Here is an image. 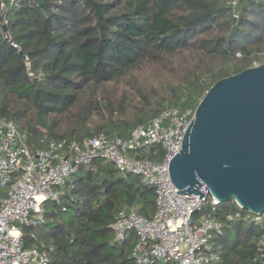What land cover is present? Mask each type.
<instances>
[{
  "label": "trees",
  "instance_id": "obj_1",
  "mask_svg": "<svg viewBox=\"0 0 264 264\" xmlns=\"http://www.w3.org/2000/svg\"><path fill=\"white\" fill-rule=\"evenodd\" d=\"M8 13L24 55L0 31V117L33 151L102 132L127 138L166 107L195 109L218 80L264 63V0H17ZM156 149L134 155L156 159ZM132 208L152 217L155 189L95 159L59 202H44L46 222L24 226L22 239L50 264H136L137 234L119 243L112 227ZM248 213L235 200L195 212L196 223L210 215L223 224L210 239L215 264H264V213Z\"/></svg>",
  "mask_w": 264,
  "mask_h": 264
},
{
  "label": "built area",
  "instance_id": "obj_2",
  "mask_svg": "<svg viewBox=\"0 0 264 264\" xmlns=\"http://www.w3.org/2000/svg\"><path fill=\"white\" fill-rule=\"evenodd\" d=\"M16 2L0 0V31L20 52L21 45L8 29V12ZM24 58L30 77L41 76L30 71L29 57ZM194 113L195 109L169 106L135 126L127 138L102 132L71 143L50 141L37 151L30 149L26 135L13 120L0 117V264H50L45 252L25 246L23 227L45 223L44 202H59L68 182L95 159L111 162L121 174L139 176L155 189L152 217L136 208L123 209L112 224L116 242H123L130 232L137 234L131 252L136 264H215L219 256L210 239L223 224L210 215L196 223L194 214L207 203L215 211L222 202L206 184L201 187L205 193L201 198L200 193L177 192L169 173L170 159L182 149ZM154 146L159 147L154 150L159 158L134 155ZM239 217L240 212L228 215L230 219ZM244 218L255 221L260 215L250 212Z\"/></svg>",
  "mask_w": 264,
  "mask_h": 264
},
{
  "label": "water",
  "instance_id": "obj_3",
  "mask_svg": "<svg viewBox=\"0 0 264 264\" xmlns=\"http://www.w3.org/2000/svg\"><path fill=\"white\" fill-rule=\"evenodd\" d=\"M184 136L169 162L177 192L201 198L206 184L221 202L264 213V63L218 80Z\"/></svg>",
  "mask_w": 264,
  "mask_h": 264
},
{
  "label": "rangeland",
  "instance_id": "obj_4",
  "mask_svg": "<svg viewBox=\"0 0 264 264\" xmlns=\"http://www.w3.org/2000/svg\"><path fill=\"white\" fill-rule=\"evenodd\" d=\"M141 180L143 181V179L141 178Z\"/></svg>",
  "mask_w": 264,
  "mask_h": 264
}]
</instances>
